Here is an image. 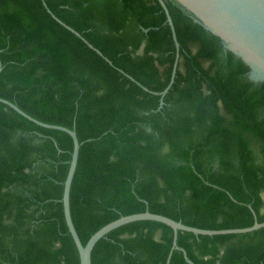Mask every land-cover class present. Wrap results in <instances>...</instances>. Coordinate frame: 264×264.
<instances>
[{"label":"trees","instance_id":"1","mask_svg":"<svg viewBox=\"0 0 264 264\" xmlns=\"http://www.w3.org/2000/svg\"><path fill=\"white\" fill-rule=\"evenodd\" d=\"M164 2L179 61L161 104L175 45L158 0H0V98L81 143L69 201L82 244L134 209L202 229L264 221V82ZM71 142L0 102V264H79L61 207ZM171 242L163 223L130 222L97 241L91 264H165ZM177 244L195 264H264V227L178 231ZM169 264L188 263L174 250Z\"/></svg>","mask_w":264,"mask_h":264},{"label":"water","instance_id":"2","mask_svg":"<svg viewBox=\"0 0 264 264\" xmlns=\"http://www.w3.org/2000/svg\"><path fill=\"white\" fill-rule=\"evenodd\" d=\"M162 6L166 21L170 26L172 38L175 45V58L172 66L170 81L167 86L158 93L162 97L167 93L171 84L173 83L174 76L177 69V64L179 61V43L176 38V33L174 25L168 11V8L164 0H158ZM181 7H183L190 15L193 17L194 21L201 23V25L212 34L219 37L223 43L225 49L231 51L237 57L241 58L244 63L249 67L248 78L251 81L264 82V0H174ZM52 16L64 27L74 33L76 36L80 37L89 48L94 50L97 54L102 55V53L90 44L86 39H84L80 33L66 25L60 19H58L54 14ZM145 32L147 29L144 30ZM109 62L110 60L105 57ZM1 71V67H0ZM133 79L131 76H128ZM144 89H146L144 87ZM0 102L8 105L14 109L18 114L24 118L32 121L33 123L49 128L56 129L66 132L72 139L70 146V153L64 170L61 183V207L63 212V217L71 235V238L75 244L79 264H91V252L95 244L99 239L105 236L107 233L113 229L120 227L124 224L141 221L150 220L163 223L172 229V242L171 247L168 252L165 264H169L172 252L174 250H180L183 254L185 261L188 264H195L190 260L186 254V251L179 247L177 244L178 231L190 232L195 235H220V234H243L248 232H253L264 227V221H255L251 226L243 228H229V229H202L194 226H189L183 224V222L173 216L163 213L158 210L153 209H134L129 210L100 223L96 226L86 237L84 243L82 244L78 233L72 222L70 213V188L72 179L76 170L80 142L77 138L74 127L72 129L56 125L49 124L37 120L36 118L30 116L23 110H21L14 103L0 98Z\"/></svg>","mask_w":264,"mask_h":264}]
</instances>
